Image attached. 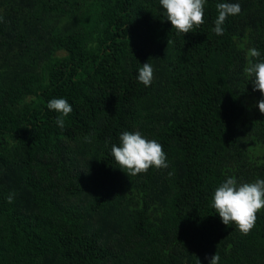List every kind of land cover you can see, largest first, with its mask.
I'll list each match as a JSON object with an SVG mask.
<instances>
[{
	"label": "trees",
	"instance_id": "1",
	"mask_svg": "<svg viewBox=\"0 0 264 264\" xmlns=\"http://www.w3.org/2000/svg\"><path fill=\"white\" fill-rule=\"evenodd\" d=\"M222 2L241 12L216 35ZM0 17V264H264V209L243 235L211 207L227 177L264 179L244 73L248 49L264 61V0H206L179 35L159 0H0ZM54 98L73 109L63 129ZM123 131L168 167L128 177L111 156Z\"/></svg>",
	"mask_w": 264,
	"mask_h": 264
},
{
	"label": "clouds",
	"instance_id": "2",
	"mask_svg": "<svg viewBox=\"0 0 264 264\" xmlns=\"http://www.w3.org/2000/svg\"><path fill=\"white\" fill-rule=\"evenodd\" d=\"M206 0H159L163 9V16L171 23L172 29L179 34L194 31L204 23V6ZM218 15L214 21L212 31L216 35L224 34V22L229 16L241 12L239 3L222 2L216 5ZM2 19V17H0ZM170 41L167 42V44ZM257 48L247 51V66L244 73L251 81L253 90H259L261 99L257 103L259 111L264 114V61ZM154 70L150 63H143L138 69L137 80L145 87L151 85ZM49 110L59 113L56 118L57 125L63 129L64 117L72 111L71 104L64 98L51 99L47 102ZM111 156L119 168L127 176H136L146 173L149 168H167V156L163 145L154 139H147L139 131H123L119 135V144H112ZM14 194L8 196L12 203ZM211 207L218 213L221 222L225 225L236 226L243 235H247L255 227L257 213L264 209V179H257L251 183H238L237 180L227 177L213 192ZM221 257L214 253L209 264H219Z\"/></svg>",
	"mask_w": 264,
	"mask_h": 264
}]
</instances>
